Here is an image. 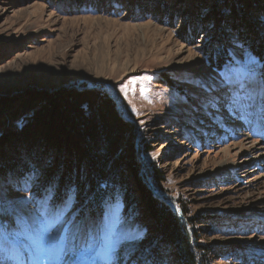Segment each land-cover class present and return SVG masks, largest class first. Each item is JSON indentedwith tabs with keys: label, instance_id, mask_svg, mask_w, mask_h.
I'll return each instance as SVG.
<instances>
[{
	"label": "rangeland",
	"instance_id": "1",
	"mask_svg": "<svg viewBox=\"0 0 264 264\" xmlns=\"http://www.w3.org/2000/svg\"><path fill=\"white\" fill-rule=\"evenodd\" d=\"M225 1L0 0V163L13 167L0 174V264H180L141 200L131 211L119 199L99 208L61 195L48 182L57 153L41 147L37 163L14 137L28 115L21 102L80 83L100 86L136 126L140 167L160 170L154 193L214 247L204 264H264L263 43L248 71L264 12L242 0L251 35L227 22ZM226 50L215 70L207 56ZM49 193L68 201L65 252L34 248Z\"/></svg>",
	"mask_w": 264,
	"mask_h": 264
},
{
	"label": "trees",
	"instance_id": "2",
	"mask_svg": "<svg viewBox=\"0 0 264 264\" xmlns=\"http://www.w3.org/2000/svg\"><path fill=\"white\" fill-rule=\"evenodd\" d=\"M241 2L225 1L228 14L224 18L233 22L236 29L246 26L251 28L249 34L256 35L257 28L250 14L242 9ZM248 2L254 3L258 12H264V0ZM262 43L264 37L254 45L251 60L260 58ZM228 54V50L225 56L210 53L208 64L219 70ZM37 94L32 96L37 97L36 104H30L32 98L19 104L27 109L28 115L15 130L18 134L14 136L8 130L3 137L20 139L19 146L34 161L42 154L39 152L41 147L45 148V158L52 156L54 151L57 153L55 169L49 175L50 185L60 188L61 195L71 192L83 205H97L99 208L105 207L111 199H119V204H125L133 211L132 207L141 200L156 236L174 248L180 264H197L198 260L204 264L206 254L214 247L198 242L195 230L187 223L188 220L193 224L194 218L183 220L176 209L154 193L156 180L153 178H161L160 170H150L146 164L140 167L136 141L138 130L122 115L114 99L100 86L82 83L41 89ZM4 165V161L0 163V174L13 170L11 165L6 164L8 169Z\"/></svg>",
	"mask_w": 264,
	"mask_h": 264
},
{
	"label": "snow or ice",
	"instance_id": "3",
	"mask_svg": "<svg viewBox=\"0 0 264 264\" xmlns=\"http://www.w3.org/2000/svg\"><path fill=\"white\" fill-rule=\"evenodd\" d=\"M254 64L255 60H250L248 67L250 73L254 71L252 68ZM67 207L68 201H65L62 205L53 203L51 193L39 202L32 224V231L35 234V250L40 252H48L54 249L61 252L66 251L65 245L69 241L68 233L71 232V229L65 231L66 212L64 209ZM77 238L78 231L71 235L73 244H75ZM39 264H43V262L41 261ZM74 264H79V262H74ZM92 264H96V262L93 261ZM107 264H111V261H107Z\"/></svg>",
	"mask_w": 264,
	"mask_h": 264
}]
</instances>
